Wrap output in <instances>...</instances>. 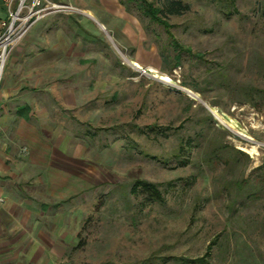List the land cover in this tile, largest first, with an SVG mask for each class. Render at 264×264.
<instances>
[{"label":"rangeland","instance_id":"1","mask_svg":"<svg viewBox=\"0 0 264 264\" xmlns=\"http://www.w3.org/2000/svg\"><path fill=\"white\" fill-rule=\"evenodd\" d=\"M49 1L73 10L11 53L0 143L71 139L54 264H264V0Z\"/></svg>","mask_w":264,"mask_h":264},{"label":"crops","instance_id":"2","mask_svg":"<svg viewBox=\"0 0 264 264\" xmlns=\"http://www.w3.org/2000/svg\"><path fill=\"white\" fill-rule=\"evenodd\" d=\"M22 140L29 153L25 163L14 144L7 154L9 148L0 143V264H54L64 248L66 217L64 212L50 214V201L57 185L62 195L72 190L67 166L73 160L68 154L71 139L58 145L38 136ZM41 186L45 200L39 205L29 194Z\"/></svg>","mask_w":264,"mask_h":264},{"label":"built area","instance_id":"3","mask_svg":"<svg viewBox=\"0 0 264 264\" xmlns=\"http://www.w3.org/2000/svg\"><path fill=\"white\" fill-rule=\"evenodd\" d=\"M71 10V5L49 0H0V96L5 67L14 48L46 16Z\"/></svg>","mask_w":264,"mask_h":264},{"label":"trees","instance_id":"4","mask_svg":"<svg viewBox=\"0 0 264 264\" xmlns=\"http://www.w3.org/2000/svg\"><path fill=\"white\" fill-rule=\"evenodd\" d=\"M139 1L141 2V6H142V9L144 10L145 14L147 16H149L151 19H153L155 22L163 25V19L160 16L162 10L159 8H156L153 4L148 3L147 0H139ZM174 6H175V4H174ZM143 190H144V192L149 193L151 195L152 199L159 198V194L153 185L148 184V185H146V187Z\"/></svg>","mask_w":264,"mask_h":264},{"label":"bare ground","instance_id":"5","mask_svg":"<svg viewBox=\"0 0 264 264\" xmlns=\"http://www.w3.org/2000/svg\"><path fill=\"white\" fill-rule=\"evenodd\" d=\"M100 27H101V30H105L104 26L100 24ZM131 65H133V67H136L138 69H140L137 65H135L133 62L131 63ZM146 75H151L153 76L154 78H158L166 83H171L172 80L170 77L166 76V75H160V74H157V73H154V72H150V71H145ZM215 112V111H214ZM216 113V112H215ZM218 120L220 121V123L224 124L225 126H231V127H236L235 126V123L233 120H229L227 121L226 119L224 118H219L218 117ZM236 134V133H235ZM240 136V135H239ZM243 136V135H242ZM247 138V137H246ZM248 139V138H247ZM254 150V149H253Z\"/></svg>","mask_w":264,"mask_h":264}]
</instances>
